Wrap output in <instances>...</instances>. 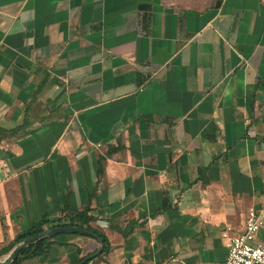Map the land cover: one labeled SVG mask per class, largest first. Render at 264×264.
<instances>
[{
  "label": "crops",
  "instance_id": "1",
  "mask_svg": "<svg viewBox=\"0 0 264 264\" xmlns=\"http://www.w3.org/2000/svg\"><path fill=\"white\" fill-rule=\"evenodd\" d=\"M93 190L88 264L225 260L264 200V0H0V245Z\"/></svg>",
  "mask_w": 264,
  "mask_h": 264
},
{
  "label": "trees",
  "instance_id": "2",
  "mask_svg": "<svg viewBox=\"0 0 264 264\" xmlns=\"http://www.w3.org/2000/svg\"><path fill=\"white\" fill-rule=\"evenodd\" d=\"M101 171H102V158H99L97 160V174H100ZM94 194H95V190L88 193L87 201L83 204V206L80 209H70L67 206H65L61 210V213H62L61 216H59L58 218H50L47 214H44L40 218L29 222L28 225L24 229L19 231L11 241H9L6 244L0 245V258L7 255L9 251L13 247H15L18 243H20L23 239L29 236L36 235L50 227L60 226V225L85 227L97 233L99 236L103 238V241H104L103 251L99 255H97L95 258L90 259L85 264H88L90 261L100 258L102 255L108 253L109 250L111 249L108 238L106 237V235L101 229L92 225V222L95 221V217L90 214V211H91V200ZM131 228L132 226L129 227L127 231L122 230V235L124 237L127 236L130 233ZM73 234H76V233H73ZM59 235H62V234L49 236L44 239H40V240L32 242L30 246L22 249L19 252L17 258L11 264H21L23 261L27 259H33L38 256L47 257L49 253V248L54 242V238ZM76 235H82V234H76ZM83 258L84 256L74 261L69 262V264H76Z\"/></svg>",
  "mask_w": 264,
  "mask_h": 264
},
{
  "label": "built area",
  "instance_id": "3",
  "mask_svg": "<svg viewBox=\"0 0 264 264\" xmlns=\"http://www.w3.org/2000/svg\"><path fill=\"white\" fill-rule=\"evenodd\" d=\"M263 228L264 200L258 206L247 208L238 232L231 233L228 227L221 231L227 254L225 260L218 264H264V244L255 241L257 233Z\"/></svg>",
  "mask_w": 264,
  "mask_h": 264
},
{
  "label": "water",
  "instance_id": "4",
  "mask_svg": "<svg viewBox=\"0 0 264 264\" xmlns=\"http://www.w3.org/2000/svg\"><path fill=\"white\" fill-rule=\"evenodd\" d=\"M63 233H76V234H82V235L90 236V237L95 238L99 243V247L96 249L95 252L84 257L82 260H80L76 264H85L90 259L95 258L97 255H99L103 251L104 241H103V238L101 236H99L97 233H95L92 230H89L88 228H85V227L60 225V226L50 227V228H48V229H46V230H44V231H42L36 235L29 236V237L23 239L20 243H18L15 247H13L9 251V253L7 254V256L3 260H0V263L1 264H11L17 258L19 252L22 249L30 246V244L32 242L40 240V239H44V238L49 237V236H54V235L63 234Z\"/></svg>",
  "mask_w": 264,
  "mask_h": 264
}]
</instances>
